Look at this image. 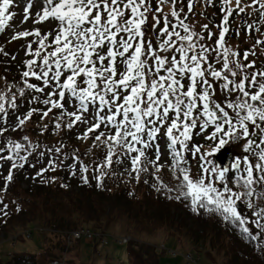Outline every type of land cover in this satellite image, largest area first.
<instances>
[{
  "label": "snow or ice",
  "instance_id": "6c2138e0",
  "mask_svg": "<svg viewBox=\"0 0 264 264\" xmlns=\"http://www.w3.org/2000/svg\"><path fill=\"white\" fill-rule=\"evenodd\" d=\"M19 2L0 0V192L30 161L42 183L120 169L264 253V0Z\"/></svg>",
  "mask_w": 264,
  "mask_h": 264
},
{
  "label": "trees",
  "instance_id": "16d2710c",
  "mask_svg": "<svg viewBox=\"0 0 264 264\" xmlns=\"http://www.w3.org/2000/svg\"><path fill=\"white\" fill-rule=\"evenodd\" d=\"M212 11L208 10L209 13ZM5 71L10 73L8 79L11 82L15 69L11 64L0 61V76ZM29 164L31 167V161ZM26 167L16 173L7 193L0 192V197H4L10 209L7 217L0 215V234L17 231V241H24L26 238L21 231L37 227L43 234L46 256H52L51 259H62L63 253L79 249L78 240L69 246L67 244L71 232L89 228L107 233L119 224L130 228L132 235L127 244L130 264L160 263L166 252L158 245L137 238L141 234L158 231L165 232L167 239L176 238L181 249L186 244L191 245V249L197 248L188 249L196 254L201 253L199 248L204 246L202 264H264V253L256 250L232 228L226 227L217 216H198L182 203L158 194L150 184L128 182L126 175L119 174L120 169H116V176L110 175L105 179L103 187H97L94 180L83 184L78 177L70 176L66 168L47 174L55 175L56 182L42 183L32 178L24 187ZM33 170L34 177L37 169ZM164 179L171 182L167 173ZM61 184L68 186L61 187ZM130 192L133 194L129 195ZM16 205L20 206L19 212L15 211ZM51 237L60 242L50 244ZM54 249L60 250L61 256ZM9 255L8 259L0 256V264H41L36 253L11 252Z\"/></svg>",
  "mask_w": 264,
  "mask_h": 264
},
{
  "label": "rangeland",
  "instance_id": "374dc122",
  "mask_svg": "<svg viewBox=\"0 0 264 264\" xmlns=\"http://www.w3.org/2000/svg\"><path fill=\"white\" fill-rule=\"evenodd\" d=\"M26 6L25 3L20 0L19 7L14 8L13 10L18 12V14L22 15V9ZM213 12V11H212ZM19 19V17L17 18ZM203 22H209L208 20H204ZM26 27H30V25H26ZM231 43L233 45H239L241 49L247 47V45L243 41V34L241 37H233L231 39ZM19 46L17 45V48ZM23 56V52H19L18 59ZM237 148V147H236ZM208 150H211L209 148ZM239 151L240 149L237 148ZM196 160H192V166L195 169L196 167ZM26 171H24V187L28 186V183L31 182L34 170L31 169L30 164L26 165ZM7 167V166H6ZM36 228V227H35ZM29 230H32V239H25L24 241L18 240L14 241L13 238L15 234H17V231H11L8 233H2L0 234V256H2L4 259L9 258V253L11 252H31L39 254L40 256V263L46 264L47 261H49L52 256L47 257L45 253V242L43 239L42 232L38 229H34L32 227L27 228ZM130 228L121 226L119 224L115 225L114 228H112L109 232L103 233L100 232L99 235L101 236H107L109 239V243L107 245H104L102 242L98 241V243L95 242L94 239L89 238H82L79 244V249L71 250L67 252V254L62 255V260L67 261L69 264H130L129 263V255H128V249H127V243H122V237H132L130 233ZM23 232V230L21 231ZM23 234V233H22ZM120 240H116V239ZM137 238H140L146 242L153 243L155 245L164 244L161 250L166 252V255L161 257L159 264H192L193 260L192 257H188L189 250L191 249V245L186 244V240L183 239L185 242V248H179V242L176 238H170L167 239L166 233L163 231H158L153 234H141L140 236H137ZM52 239V240H51ZM50 244L57 243L60 241L54 240L55 237H51ZM54 241V242H53ZM168 247V248H166ZM199 247V246H198ZM172 248L177 249L176 253L174 250L172 251ZM197 249V248H192ZM191 249V250H192ZM201 253L199 252L202 261L205 257V247L201 246L199 248ZM56 254H59L61 256V251L58 249H54ZM100 253L102 255H100ZM194 253V252H193ZM196 254V253H194ZM173 255V256H172ZM197 263V262H196Z\"/></svg>",
  "mask_w": 264,
  "mask_h": 264
},
{
  "label": "water",
  "instance_id": "95a60500",
  "mask_svg": "<svg viewBox=\"0 0 264 264\" xmlns=\"http://www.w3.org/2000/svg\"><path fill=\"white\" fill-rule=\"evenodd\" d=\"M231 161V156L229 154L228 149L226 148L222 154L218 157V163L220 164H228Z\"/></svg>",
  "mask_w": 264,
  "mask_h": 264
},
{
  "label": "built area",
  "instance_id": "2783aa9c",
  "mask_svg": "<svg viewBox=\"0 0 264 264\" xmlns=\"http://www.w3.org/2000/svg\"><path fill=\"white\" fill-rule=\"evenodd\" d=\"M82 234H84L85 236H87V237H92V233L90 232V231H85V232H76V233H74V236L76 237V238H79ZM188 257H192V260H193V263L192 264H194V262H195V259H194V257L192 256V255H190V254H188ZM52 264H60V263H58V262H54V263H52Z\"/></svg>",
  "mask_w": 264,
  "mask_h": 264
},
{
  "label": "flooded vegetation",
  "instance_id": "af4514ba",
  "mask_svg": "<svg viewBox=\"0 0 264 264\" xmlns=\"http://www.w3.org/2000/svg\"><path fill=\"white\" fill-rule=\"evenodd\" d=\"M229 149L233 156L240 151V150L238 151L235 146H230Z\"/></svg>",
  "mask_w": 264,
  "mask_h": 264
}]
</instances>
